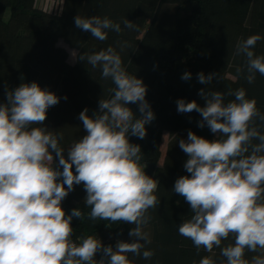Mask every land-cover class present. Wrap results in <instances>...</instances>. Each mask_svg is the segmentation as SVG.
Here are the masks:
<instances>
[{
	"label": "clouds",
	"instance_id": "obj_1",
	"mask_svg": "<svg viewBox=\"0 0 264 264\" xmlns=\"http://www.w3.org/2000/svg\"><path fill=\"white\" fill-rule=\"evenodd\" d=\"M74 23L100 41L107 39L106 30L121 31L120 24L107 17L77 15ZM123 23L138 30L128 19ZM261 39L255 34L237 44V54L247 59L250 84L257 72L264 76V56L252 50ZM123 47L130 45L125 42ZM71 56L99 66L102 77L115 85L113 95L100 98L92 115L88 108L80 112L86 135L72 143L65 156L59 144L62 134L43 126L48 109L61 98L35 81L6 91V103H0V264H132L128 253L144 259L154 255L144 250L151 243L144 228L151 219L149 209L160 203L154 194L159 181L145 173L141 147L129 141V136L144 139L146 126L155 119L146 100L147 86L126 71L111 46L78 59L73 50ZM216 78V73L197 74L200 84L210 85ZM181 79L190 80L191 73L184 72ZM227 94L235 99L225 103L224 93L202 88L198 95L203 106L195 100L176 101L178 113H199L198 127L207 126L215 134L208 140L189 130L187 139L178 141L190 175L179 177L173 192L184 198L191 213L178 233L198 252L220 248L225 258L221 264H264V255L245 258L246 250H264V133L256 126L257 119L264 123V114L243 88ZM130 104L138 105L139 116ZM81 184L84 204L91 208L89 219L133 225L131 242L104 246L91 235L73 241L72 220H82L84 214L79 208L66 214L62 201ZM229 237L234 242L222 247ZM97 253L102 254L99 260ZM199 264L216 262L205 256Z\"/></svg>",
	"mask_w": 264,
	"mask_h": 264
},
{
	"label": "trees",
	"instance_id": "obj_2",
	"mask_svg": "<svg viewBox=\"0 0 264 264\" xmlns=\"http://www.w3.org/2000/svg\"><path fill=\"white\" fill-rule=\"evenodd\" d=\"M77 15L107 17L119 23L121 31L106 30L107 39L100 41L75 26ZM125 19L138 30L127 29ZM255 34L262 39L252 50L264 56V0H64L61 10L55 13L44 11L38 0H0V103H6L7 90L21 83L35 81L54 92L61 99L48 109L43 126L62 134L59 144L67 156L72 143L86 135L78 118L80 112L85 108L89 115L98 111L100 98H111L115 85L111 78L102 77L99 66L93 68L78 60L71 64L68 50L59 42L76 49L77 59L83 53L113 47L126 71L147 86L146 100L155 113V119L146 126L144 139L129 136L130 143L141 147L140 164L145 173L159 181L154 194L160 203L149 209L151 219L144 228L151 239L144 250L154 255L144 259L128 253V258L132 264H199L201 258L211 256L221 264L225 258L220 248L211 253L201 248L198 252L190 239L178 233L179 225L191 216L187 202L173 192L175 181L190 175L183 167L187 156L178 141L187 139L189 130L208 140L215 139V134L207 126L198 127L202 119L199 113H178L176 101L195 100L203 106L205 102L198 95L203 88L224 93V102L228 103L235 97L227 93L243 88L246 98H254L257 109L264 114V76L257 72L255 81L248 83L247 59L237 54L238 42ZM125 42L130 47L122 48ZM238 68L243 71L238 72ZM186 71L191 73L188 81L181 79ZM200 72L206 76L216 73L217 78L210 85L200 84ZM128 106L140 115L137 104ZM256 126L264 133V123L259 119ZM164 132L170 133L171 140L163 155ZM53 156L55 166L58 161ZM85 197L83 185H75L62 201L66 214L75 208L84 214L82 220H72L74 242L90 235L104 246L114 247L118 240L131 242L128 233L133 225L89 219L91 208L84 204ZM233 242L229 237L222 247ZM101 255L97 253L95 258L99 260ZM256 255L245 252L249 260Z\"/></svg>",
	"mask_w": 264,
	"mask_h": 264
},
{
	"label": "rangeland",
	"instance_id": "obj_3",
	"mask_svg": "<svg viewBox=\"0 0 264 264\" xmlns=\"http://www.w3.org/2000/svg\"><path fill=\"white\" fill-rule=\"evenodd\" d=\"M64 0H38V5L41 7L47 8L48 11L51 12H59L61 10L62 4ZM59 44L63 47H65L68 52H69V62L73 64L75 60L71 56V52L74 50L76 55H77V50L69 47L67 44H65L62 40L59 42ZM231 76V75H230ZM232 77V76H231ZM171 140V135L169 132H164L163 134V144H162V150H163V155L166 153L167 148H168V143ZM162 165V161L160 163ZM257 255H262V250L258 249Z\"/></svg>",
	"mask_w": 264,
	"mask_h": 264
},
{
	"label": "built area",
	"instance_id": "obj_4",
	"mask_svg": "<svg viewBox=\"0 0 264 264\" xmlns=\"http://www.w3.org/2000/svg\"><path fill=\"white\" fill-rule=\"evenodd\" d=\"M41 7V6H40ZM44 11H48L47 8L45 7H41ZM48 12H51V11H48Z\"/></svg>",
	"mask_w": 264,
	"mask_h": 264
}]
</instances>
